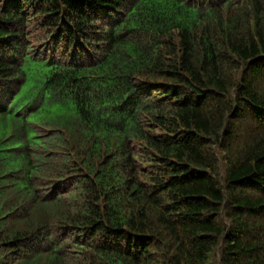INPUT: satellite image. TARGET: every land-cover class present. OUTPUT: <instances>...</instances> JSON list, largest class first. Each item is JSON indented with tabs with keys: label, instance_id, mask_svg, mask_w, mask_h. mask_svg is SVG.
<instances>
[{
	"label": "trees",
	"instance_id": "trees-1",
	"mask_svg": "<svg viewBox=\"0 0 264 264\" xmlns=\"http://www.w3.org/2000/svg\"><path fill=\"white\" fill-rule=\"evenodd\" d=\"M0 264H264V0H0Z\"/></svg>",
	"mask_w": 264,
	"mask_h": 264
}]
</instances>
